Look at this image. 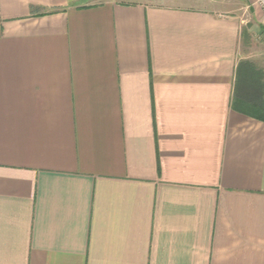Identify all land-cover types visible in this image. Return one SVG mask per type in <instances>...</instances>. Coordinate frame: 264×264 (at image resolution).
I'll return each instance as SVG.
<instances>
[{
	"label": "crops",
	"instance_id": "obj_1",
	"mask_svg": "<svg viewBox=\"0 0 264 264\" xmlns=\"http://www.w3.org/2000/svg\"><path fill=\"white\" fill-rule=\"evenodd\" d=\"M248 2L0 0V264H264Z\"/></svg>",
	"mask_w": 264,
	"mask_h": 264
},
{
	"label": "rangeland",
	"instance_id": "obj_2",
	"mask_svg": "<svg viewBox=\"0 0 264 264\" xmlns=\"http://www.w3.org/2000/svg\"><path fill=\"white\" fill-rule=\"evenodd\" d=\"M251 3H252V2H251ZM251 3L248 2L247 4H245V5L243 6V9H239V10H238V15L240 16V18H241L242 20H247V21L251 20L250 17H249V16H251V15H250V10H251V8H252ZM248 24H251V22L248 23ZM245 26H246V25H245ZM258 43H259V41H258Z\"/></svg>",
	"mask_w": 264,
	"mask_h": 264
},
{
	"label": "built area",
	"instance_id": "obj_3",
	"mask_svg": "<svg viewBox=\"0 0 264 264\" xmlns=\"http://www.w3.org/2000/svg\"><path fill=\"white\" fill-rule=\"evenodd\" d=\"M252 4H255L260 9V11L264 14V0H253Z\"/></svg>",
	"mask_w": 264,
	"mask_h": 264
},
{
	"label": "trees",
	"instance_id": "obj_4",
	"mask_svg": "<svg viewBox=\"0 0 264 264\" xmlns=\"http://www.w3.org/2000/svg\"><path fill=\"white\" fill-rule=\"evenodd\" d=\"M255 79V78H254ZM263 106H264V102H263ZM264 108V107H263Z\"/></svg>",
	"mask_w": 264,
	"mask_h": 264
}]
</instances>
